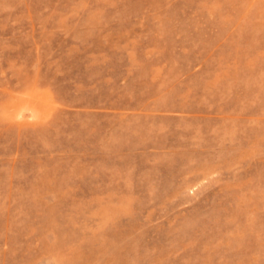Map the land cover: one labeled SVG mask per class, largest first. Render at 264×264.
<instances>
[{
  "label": "rangeland",
  "instance_id": "rangeland-1",
  "mask_svg": "<svg viewBox=\"0 0 264 264\" xmlns=\"http://www.w3.org/2000/svg\"><path fill=\"white\" fill-rule=\"evenodd\" d=\"M0 264H264V0H0Z\"/></svg>",
  "mask_w": 264,
  "mask_h": 264
}]
</instances>
